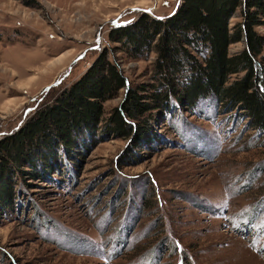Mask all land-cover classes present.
<instances>
[{
	"label": "rangeland",
	"instance_id": "1",
	"mask_svg": "<svg viewBox=\"0 0 264 264\" xmlns=\"http://www.w3.org/2000/svg\"><path fill=\"white\" fill-rule=\"evenodd\" d=\"M179 2L0 0V141L102 50L131 83L150 81L156 53L114 51L108 33ZM122 96L104 101L103 117ZM246 121L209 96L158 115L157 136L140 148L98 130L72 156L59 150L55 173L35 159L24 170L7 162L0 264H264V145Z\"/></svg>",
	"mask_w": 264,
	"mask_h": 264
},
{
	"label": "trees",
	"instance_id": "2",
	"mask_svg": "<svg viewBox=\"0 0 264 264\" xmlns=\"http://www.w3.org/2000/svg\"><path fill=\"white\" fill-rule=\"evenodd\" d=\"M236 13L239 21L230 24ZM256 26L264 27V0H180L173 13L158 17L140 12L130 23L114 25L108 33L109 40L118 43L114 51L135 58L156 53L150 81L131 83L122 67L109 59L110 51L102 50L83 74L48 102L54 93L50 92L22 128L0 141L4 205H11V186L3 179L7 162L24 170L28 164L34 166L35 159L47 165V173H55L58 151L72 156L78 143L98 130L127 138L133 149L140 148L157 136L158 115L189 110L209 96L224 113L245 116L264 145V34ZM239 41L243 47L230 53L229 44ZM121 88L122 100L103 117L104 101Z\"/></svg>",
	"mask_w": 264,
	"mask_h": 264
},
{
	"label": "water",
	"instance_id": "3",
	"mask_svg": "<svg viewBox=\"0 0 264 264\" xmlns=\"http://www.w3.org/2000/svg\"><path fill=\"white\" fill-rule=\"evenodd\" d=\"M145 11H147L148 12V10L146 9Z\"/></svg>",
	"mask_w": 264,
	"mask_h": 264
}]
</instances>
